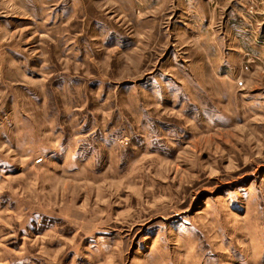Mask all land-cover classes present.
I'll list each match as a JSON object with an SVG mask.
<instances>
[{
    "label": "rangeland",
    "instance_id": "374dc122",
    "mask_svg": "<svg viewBox=\"0 0 264 264\" xmlns=\"http://www.w3.org/2000/svg\"><path fill=\"white\" fill-rule=\"evenodd\" d=\"M0 264H264V0H0Z\"/></svg>",
    "mask_w": 264,
    "mask_h": 264
}]
</instances>
